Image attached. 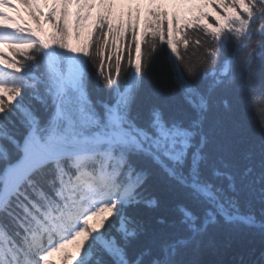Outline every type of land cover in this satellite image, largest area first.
I'll return each instance as SVG.
<instances>
[{"label":"snow or ice","instance_id":"obj_1","mask_svg":"<svg viewBox=\"0 0 264 264\" xmlns=\"http://www.w3.org/2000/svg\"><path fill=\"white\" fill-rule=\"evenodd\" d=\"M122 3L0 0V264H54L49 257L70 238L82 239L75 255L65 253L64 264H205L226 228L246 226L264 235V124L258 139H242L208 116L213 95L228 87L236 65L249 83L257 58L264 65V0H218L224 14L215 13L217 24L200 29L205 39L195 43L205 55L198 63L178 53L174 34L181 20L194 29L203 22L202 9L211 0H175L193 15L172 14L167 46L176 54V80L195 116L174 119L154 108L146 123L131 110L146 70L137 37L140 9L133 15ZM24 13L35 29L26 26ZM160 16L168 13L149 7L141 35H148L153 18L155 36ZM41 21L55 29L48 38ZM86 29L89 38L102 33L94 54L88 38L71 49L83 56L50 54L56 33L66 49L65 38L75 31L79 40ZM128 29L134 64L130 53L129 67H122L119 55L109 63L111 51L101 59ZM106 37H112L110 46ZM197 78L211 84L202 91ZM99 92L107 98L93 99ZM157 179L175 200L171 206L149 193ZM161 209L165 214L150 226L149 214ZM101 213L107 215L100 227L89 228ZM236 264H246L245 258Z\"/></svg>","mask_w":264,"mask_h":264},{"label":"trees","instance_id":"obj_2","mask_svg":"<svg viewBox=\"0 0 264 264\" xmlns=\"http://www.w3.org/2000/svg\"><path fill=\"white\" fill-rule=\"evenodd\" d=\"M201 3H204V0H201ZM202 10L205 13L208 24H213L214 26L217 24L215 13L224 14V10L219 5L218 0H211L205 10L204 8ZM192 15L193 13L188 19H191ZM140 16H143V18L140 17L137 37L139 35L142 38L140 56L141 63L146 65V70L142 77L139 78V86L131 105L132 116L137 118L138 122L146 123L152 110L158 108L165 117L188 120L195 116V109L184 99V93L179 87L174 71L176 54L172 53L167 46L168 27L171 18L167 17L165 19L162 16L157 18L160 23L159 31L155 36L152 35L154 31H157L155 19L149 18L152 20V27L148 28V35L144 36L141 33L145 27V12ZM203 24L204 22L198 21L194 29L187 27L183 22H179V30L174 34L175 40L178 42V53L186 60L190 59L193 63L202 61L205 55V49L202 47L198 49L195 43L197 39L202 42L205 39V33L200 31ZM53 32H55V29H53ZM101 34L98 31L89 38L88 30L86 29L79 40H77L76 36L73 39L70 36L66 37L64 42L69 47L61 49L59 46L60 34L56 33L57 40L54 42V49L57 58L66 56L67 54L65 53H68L73 48H81L86 38L90 40L89 54H94L95 42L100 39ZM131 35V29H128L124 38L116 41V48L113 50L110 47H105L100 58H109L111 51L114 54L108 59L109 63L114 62L115 57L119 55L122 67H129L128 56L130 53L134 64L136 53ZM161 35L163 39H161ZM185 37H187L186 42ZM106 39L110 46L112 37H106ZM207 39L209 42L211 41V37ZM72 40L75 41V46L70 48ZM73 53L74 55H84L83 52ZM194 82L203 91L211 84V79L202 81L197 78ZM105 98H107L106 93H93V99ZM226 103L227 107L225 106ZM208 116L210 122L221 121L225 126H232L242 139L259 138L261 125L264 124V65L260 63L259 58H257L255 77L251 83L248 81L244 67L235 66L233 78L228 87L217 89L213 95L211 111ZM3 143L11 151V145L7 144L6 141ZM149 193L160 196L169 206L175 203V200L165 191L162 179H157L150 185ZM165 211L166 209H161L158 212L150 213V226H156V219L165 214ZM108 219H111V217H108ZM261 253H264V235H261L255 229L241 226L237 230L224 229L218 237L217 249L214 252L207 253L203 259L205 264H236L237 258L243 256L246 264H258V258Z\"/></svg>","mask_w":264,"mask_h":264},{"label":"rangeland","instance_id":"obj_3","mask_svg":"<svg viewBox=\"0 0 264 264\" xmlns=\"http://www.w3.org/2000/svg\"><path fill=\"white\" fill-rule=\"evenodd\" d=\"M163 1H164V3H168V5L175 7V10L178 13H180V15L186 14L188 12L186 7L178 6L175 3V0H163ZM194 2H195V0H194ZM106 215H107L106 213H101L98 216L92 217L88 222V227L90 228L92 226L95 228H99L100 227L99 221L101 219H103L104 216H106ZM81 224H82V222H81ZM80 239H82V238H77L76 240H72L70 238V242L65 244V247L61 251L56 252L51 257H49V260L53 261L54 264H64V261L62 260V258L64 257L65 253H70L72 255H75L77 252V247H78V244L80 242Z\"/></svg>","mask_w":264,"mask_h":264}]
</instances>
